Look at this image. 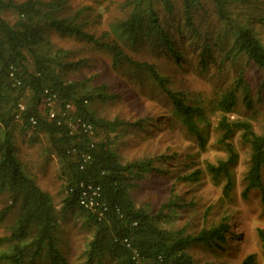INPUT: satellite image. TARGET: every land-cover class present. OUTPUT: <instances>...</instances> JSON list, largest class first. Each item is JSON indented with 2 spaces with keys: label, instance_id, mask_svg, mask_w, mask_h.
<instances>
[{
  "label": "trees",
  "instance_id": "1",
  "mask_svg": "<svg viewBox=\"0 0 264 264\" xmlns=\"http://www.w3.org/2000/svg\"><path fill=\"white\" fill-rule=\"evenodd\" d=\"M109 2L0 0V191L9 201L5 211L12 212L7 231L0 236V264H65L58 227L67 215L81 219L91 233L78 264H135L133 251L145 264H195L190 245L217 246L225 240L229 227L223 221L193 233H186V225L165 227L169 212L187 208L176 196L156 209L134 199L132 191L147 174H166L161 164L173 157L148 152L121 159L120 134L129 127L141 130L150 119L102 118L92 108L96 100L119 97L111 83L109 91L106 83L92 84L94 74H79L81 66L100 56L108 59L111 70L126 69L130 78L144 74L151 86L143 90L136 85L135 92L154 91L167 101L169 120L193 135L199 150L207 147L210 117L215 116L216 144L225 158L205 160L202 168L176 181L198 182L207 175L214 185L224 182L222 195L228 197L234 187L231 166L238 157L233 144L237 135L249 147L242 196L258 189L264 204V130L256 132L252 122L255 104L263 101L259 90L264 87V0H119L120 14L107 22L98 20L102 13L99 18L87 17ZM139 45L149 46L153 53L142 56ZM187 55L195 58L197 73L214 69L225 85L200 98L173 88L164 69L168 65L180 69ZM242 63L260 72L257 86L244 77ZM44 90L55 95L53 118ZM68 103L71 108L63 115ZM239 107L250 111V117H243ZM260 112L264 116V110ZM69 117L90 124L93 132L71 128ZM18 132L30 144L44 136L45 162L50 156L57 158L62 178L59 207L17 154ZM82 154L89 159L83 161ZM81 183L98 188V199L106 205L102 217L79 204ZM257 237L264 252V229H257ZM237 264H255L254 255Z\"/></svg>",
  "mask_w": 264,
  "mask_h": 264
},
{
  "label": "rangeland",
  "instance_id": "2",
  "mask_svg": "<svg viewBox=\"0 0 264 264\" xmlns=\"http://www.w3.org/2000/svg\"><path fill=\"white\" fill-rule=\"evenodd\" d=\"M89 1L69 0L73 5L75 3L90 4ZM118 2L119 0H110L108 4L104 3L107 6H99L87 17L99 18L97 16L102 13V17L98 20L102 23L107 22V19L120 14L117 10ZM80 45L82 46L81 43ZM137 51L144 57L153 53L149 46L139 45ZM156 52L162 53V49H157ZM186 58L188 59L183 62L180 69L173 65H168L164 69L173 80L171 85L173 88H184L198 94L200 98L212 93L213 87L225 85L222 83V76L218 75L214 69L199 74L194 67L195 58L190 55ZM239 66L243 68L244 77L248 78L253 85L257 86L260 83L261 75L255 67L245 63ZM234 68V65L229 66V72L231 73ZM125 70H111L108 59L100 56L91 64L81 66L79 74H94L93 85L106 83L110 91L111 83V91L119 94L114 101L93 102L92 108L100 117L118 116L128 121L136 118L150 119L143 129L129 127L120 134L117 148L123 161L141 157L148 152L163 153L173 157L165 164H161L166 174H147L146 179L132 191L134 199L138 202H147L155 209L170 196L173 198L176 196L180 205L186 204V209L176 207L173 212H169L170 219L163 221V225L171 229L186 225V233H193L221 221L228 225L225 240L220 245L202 243L189 246L188 252L195 264H237L249 254L254 255L255 264H264V252L257 237V229H264V204L261 193L258 189H251L245 197L242 196L249 147L242 144L237 135L233 138L238 157L231 166L234 187L228 197L222 195L221 188L224 182L214 185L207 175H202L198 182L176 181L178 176L202 168L205 160L215 162L219 158H225V152L216 144L215 116L210 117L207 147L199 150L195 137L190 135L178 121L169 120L167 101L159 98L160 95L154 91H147L144 94L135 92L136 85L143 86V90H148L151 86L144 74L137 73L134 78H130L131 74ZM140 80L143 82L138 84ZM259 91L263 101L261 104H255L256 114L252 118L256 132L264 130V116L260 112L264 110V87ZM238 110L243 117L251 115V112L244 107H239ZM14 141L17 154L23 159L38 184L53 196L55 202H58L57 207H59L62 178L59 176V164L54 155L45 162L47 145L45 137L39 136L38 142L30 144L26 137L18 132ZM261 176L264 184V166ZM8 205L7 195L0 191V236L5 234L12 218V212L5 211ZM205 210H208L206 214H204ZM90 236V231L82 224L81 219H74L69 215L64 218L58 227V237L61 251L65 256V264L80 262V254Z\"/></svg>",
  "mask_w": 264,
  "mask_h": 264
},
{
  "label": "built area",
  "instance_id": "3",
  "mask_svg": "<svg viewBox=\"0 0 264 264\" xmlns=\"http://www.w3.org/2000/svg\"><path fill=\"white\" fill-rule=\"evenodd\" d=\"M45 94V100L44 103L46 106L49 107V117L53 118L55 116V111L53 109L54 106V99L55 95H50L47 90H44ZM19 108L22 109V106L19 105ZM70 104L65 105V111L63 112V115H66V112L68 109H70ZM31 123H34V121L31 120ZM68 125L71 128H76L79 126L84 132L91 134L92 131V126L84 121H82L80 118H75L72 120L69 117V122ZM83 161H86L89 159V155L82 154ZM79 187L81 188L80 191V196H79V204L84 206L85 208L89 209L90 211L94 212L97 216L102 217L104 210L106 209V205L102 202L99 201V192L98 188H93L91 186H84V184H80ZM124 243L129 246V243L124 240ZM133 259L135 261V264H145L143 262L138 253L136 251H133Z\"/></svg>",
  "mask_w": 264,
  "mask_h": 264
}]
</instances>
